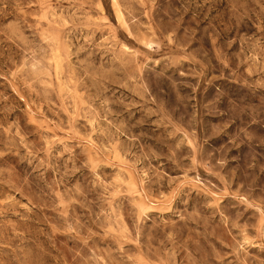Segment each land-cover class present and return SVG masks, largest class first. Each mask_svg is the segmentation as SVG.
Wrapping results in <instances>:
<instances>
[{"label": "rangeland", "instance_id": "1", "mask_svg": "<svg viewBox=\"0 0 264 264\" xmlns=\"http://www.w3.org/2000/svg\"><path fill=\"white\" fill-rule=\"evenodd\" d=\"M0 264H264V0H0Z\"/></svg>", "mask_w": 264, "mask_h": 264}]
</instances>
